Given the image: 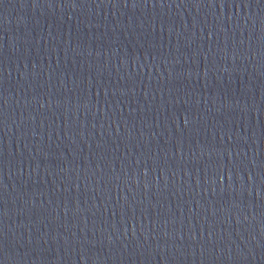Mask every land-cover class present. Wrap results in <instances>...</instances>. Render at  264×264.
I'll return each instance as SVG.
<instances>
[{"label":"water","instance_id":"obj_1","mask_svg":"<svg viewBox=\"0 0 264 264\" xmlns=\"http://www.w3.org/2000/svg\"><path fill=\"white\" fill-rule=\"evenodd\" d=\"M0 264H264V0H0Z\"/></svg>","mask_w":264,"mask_h":264}]
</instances>
